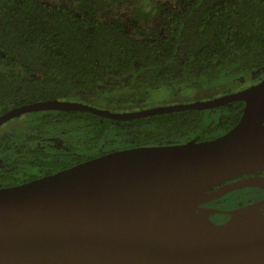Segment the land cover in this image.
<instances>
[{
	"label": "water",
	"instance_id": "water-1",
	"mask_svg": "<svg viewBox=\"0 0 264 264\" xmlns=\"http://www.w3.org/2000/svg\"><path fill=\"white\" fill-rule=\"evenodd\" d=\"M244 101L238 121L213 139L133 146L53 174L0 187V264H264V198L216 224L207 201L264 190V78L204 102L112 113L59 99L14 107L87 111L114 120Z\"/></svg>",
	"mask_w": 264,
	"mask_h": 264
},
{
	"label": "trees",
	"instance_id": "trees-1",
	"mask_svg": "<svg viewBox=\"0 0 264 264\" xmlns=\"http://www.w3.org/2000/svg\"><path fill=\"white\" fill-rule=\"evenodd\" d=\"M159 14L163 34L136 37L117 21H100L94 9L0 0V114L45 100L106 98L109 76L122 77L116 90L128 92L115 99L131 100L148 87L199 84L264 65V0H185L169 11L159 7ZM243 107V101H233L216 106L223 110L212 115L189 109L123 121L87 111L29 113L45 112L46 118L34 124L55 122L75 129L88 150L115 123L116 150L213 139L238 121ZM11 139L0 144V184L13 182L22 162L32 169L46 160L30 158Z\"/></svg>",
	"mask_w": 264,
	"mask_h": 264
},
{
	"label": "rangeland",
	"instance_id": "rangeland-1",
	"mask_svg": "<svg viewBox=\"0 0 264 264\" xmlns=\"http://www.w3.org/2000/svg\"><path fill=\"white\" fill-rule=\"evenodd\" d=\"M52 3H61L66 6L87 11V9H94L95 17L100 21H117L122 24L127 32L139 37L141 34L147 35H162V21L159 14V7L169 11L173 8H179L185 0H47ZM264 78V65L257 68L242 72L235 75H226L217 80L204 81L199 84L180 82L174 84H161L145 88V93L142 96L133 97L131 100H120L119 95L128 94L126 90L119 89L123 82L122 77H106L105 87L108 92L106 98L98 97H83L80 103L96 107L101 110H106L112 113H128L138 110L149 109L156 106H171L185 103L204 102L207 100L219 98L225 94L237 93L244 90L248 86L257 83ZM115 90L113 92H109ZM223 109L208 108L205 110L207 115H212L215 111L222 112ZM45 112L26 113L20 118H14L0 126V135L6 130L13 129L12 132L15 138L24 140L23 130L28 129L31 134H35L34 120L45 119L43 116ZM33 119V120H32ZM27 120H31L29 123ZM55 123V122H54ZM48 124L39 123L43 129L47 130ZM64 124H66L64 122ZM67 125V124H66ZM116 130L117 124L113 123L108 127V130L101 138L94 141V148L89 151H83L81 147L85 144L78 140L79 137L75 129H73L67 136L61 135L56 137L53 132H45V135L40 138L41 144H35L40 147H45L50 142H54L58 148L67 149V153L74 155H82L84 153L94 152L96 155H103L107 152L114 151V140L117 139ZM29 139V138H27ZM81 139V138H80ZM80 141V142H78ZM62 150V149H59ZM244 191L235 192L233 194L216 199L215 203L221 205L222 208H231L237 206L240 202L246 201Z\"/></svg>",
	"mask_w": 264,
	"mask_h": 264
},
{
	"label": "flooded vegetation",
	"instance_id": "flooded-vegetation-1",
	"mask_svg": "<svg viewBox=\"0 0 264 264\" xmlns=\"http://www.w3.org/2000/svg\"><path fill=\"white\" fill-rule=\"evenodd\" d=\"M77 102H79V101H77ZM12 108H14V107H11L8 110H6L5 112L1 113L0 116ZM50 110H52V109H50ZM41 111H47V110H41ZM26 113H29V112H26ZM26 113H23V114L9 118V119L5 120L4 122L0 123V126L4 125L6 122H8L11 119L20 118V116L25 115ZM34 126H35V134H31V131L28 129L23 130V132H24L23 136L25 137L24 140H21L20 138H15L14 137L15 134L12 133L14 131L13 129L6 130L5 133L0 135V144L5 145L7 142L6 140H8V138L11 139V137H13L15 139L14 140L11 139V143L14 145V147H16L18 149H23L24 152L27 151V153L29 154L28 156L30 158H35V157L42 158V157H44V159L46 158V160L44 162H43V160L37 162L38 164L34 165L32 169H31V166L24 164V162H22L23 164L19 166L20 171H21L19 176L16 177L13 182L0 184V187L16 186V185L31 181L33 179H37V178H41V177L53 174L55 172L69 168V167H71L75 164H78L80 162H83V161H86V160H89V159H92V158L98 156L94 152H89V153L86 152L80 156L74 155V154L69 153V152L67 153V149L58 148L57 146H55L53 141L50 142L48 145H45V147H40L38 145H35V144H41L42 143L40 138L45 135V132H53L56 137H61V135L67 136L73 130L66 129L65 125H62V124L49 125L50 128H48L47 130L43 129V127L41 125L34 124ZM27 138H29V139H27ZM86 148L87 147H81V149L83 151H86V150L89 151ZM59 149H62V150H59ZM116 150H118V149H116ZM68 154L70 155V157L67 159L66 157ZM21 169H24V170H21ZM259 174L264 175V170L258 171V172L252 173V174L240 175V176L233 178V179H231V180H229L223 184H220L219 186L215 187L214 189H218L226 183H230V182L238 180V179H243L246 177L255 176V175H259ZM240 191H244V194L246 196V198H245L246 201L238 203L237 206H235V207L224 209V208H222L221 205H217L215 203L216 199L207 201L206 203L202 204L204 207L217 208L220 210L218 212L209 214V219L216 224H222L229 219V217H230L229 211L230 210L237 208V207H240L242 205L251 203V202L261 200L264 198V190L263 189H260L258 187H250V186L230 191V192L226 193L225 195H223L222 197H225L227 195L233 194L235 192H240ZM222 197H220L218 199H221Z\"/></svg>",
	"mask_w": 264,
	"mask_h": 264
}]
</instances>
